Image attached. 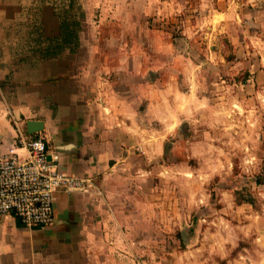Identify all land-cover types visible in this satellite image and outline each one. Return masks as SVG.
Instances as JSON below:
<instances>
[{
    "label": "rangeland",
    "instance_id": "374dc122",
    "mask_svg": "<svg viewBox=\"0 0 264 264\" xmlns=\"http://www.w3.org/2000/svg\"><path fill=\"white\" fill-rule=\"evenodd\" d=\"M60 1L0 0V56L55 34ZM241 1L240 24L195 29L153 0H77L96 71L162 70V154L113 193L131 238L116 259L264 264V0Z\"/></svg>",
    "mask_w": 264,
    "mask_h": 264
},
{
    "label": "crops",
    "instance_id": "0c3cea01",
    "mask_svg": "<svg viewBox=\"0 0 264 264\" xmlns=\"http://www.w3.org/2000/svg\"><path fill=\"white\" fill-rule=\"evenodd\" d=\"M241 3L153 0L152 8L159 16L167 15L164 9H184L189 11L181 17L184 25L211 29L229 21L240 24ZM49 15L55 34L42 38L59 34L54 8ZM80 32L74 47L51 56L42 57L34 45L18 55L1 54L0 156L8 149L24 155L20 135L41 137L58 152L62 173L91 177L101 194L57 191L55 221L40 228L23 227L11 214L0 216V264H134L108 254L128 249L131 239L113 193L125 177L139 179L146 164L162 154L157 127L162 70L96 71L95 46L82 41ZM180 86L176 80L177 92L188 89ZM27 119L42 122V130L29 132Z\"/></svg>",
    "mask_w": 264,
    "mask_h": 264
},
{
    "label": "built area",
    "instance_id": "2783aa9c",
    "mask_svg": "<svg viewBox=\"0 0 264 264\" xmlns=\"http://www.w3.org/2000/svg\"><path fill=\"white\" fill-rule=\"evenodd\" d=\"M24 155L14 149L0 156V216L13 215L24 227L40 228L55 221L54 196L82 192L101 194L94 179L62 173L58 152L41 137L19 136Z\"/></svg>",
    "mask_w": 264,
    "mask_h": 264
},
{
    "label": "trees",
    "instance_id": "16d2710c",
    "mask_svg": "<svg viewBox=\"0 0 264 264\" xmlns=\"http://www.w3.org/2000/svg\"><path fill=\"white\" fill-rule=\"evenodd\" d=\"M52 3H55L52 1ZM54 5V4H53ZM55 6V13L59 18V34L47 38H36L37 47H34L42 57L54 55L65 47H74L84 14L77 0L60 1ZM2 82H0V85Z\"/></svg>",
    "mask_w": 264,
    "mask_h": 264
},
{
    "label": "water",
    "instance_id": "95a60500",
    "mask_svg": "<svg viewBox=\"0 0 264 264\" xmlns=\"http://www.w3.org/2000/svg\"><path fill=\"white\" fill-rule=\"evenodd\" d=\"M27 124V130L29 132H39L43 128V124L40 121L34 120V119H27L26 121Z\"/></svg>",
    "mask_w": 264,
    "mask_h": 264
}]
</instances>
